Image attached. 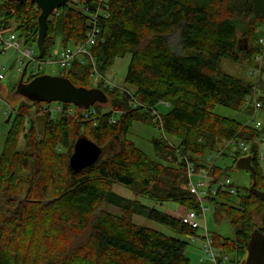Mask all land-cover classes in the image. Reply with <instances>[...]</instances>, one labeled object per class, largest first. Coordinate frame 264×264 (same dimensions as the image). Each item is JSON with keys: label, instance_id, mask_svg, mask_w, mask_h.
Listing matches in <instances>:
<instances>
[{"label": "trees", "instance_id": "trees-1", "mask_svg": "<svg viewBox=\"0 0 264 264\" xmlns=\"http://www.w3.org/2000/svg\"><path fill=\"white\" fill-rule=\"evenodd\" d=\"M98 10L100 34L92 57L102 76L96 88L106 94L107 104L83 111L61 104L73 114L51 118L41 113L49 103L25 99L7 121L10 130L0 156V192L16 208L0 209V264H191L185 254L189 243L137 225L134 217L184 237L197 235L156 206L174 202L198 210L199 203L188 189L187 163L208 169L210 157L223 149L211 169L210 193L220 180L229 178V166L220 162L233 158L236 168L246 156L252 157L257 188L264 191L255 143L264 130L216 113L222 106L252 116L253 108L246 104L255 84L219 68L223 60L241 64L262 52L264 0H108L104 5L99 0H75L49 17L43 59L38 58L41 11L36 5L0 0V29L14 28L23 46L45 62L58 39L61 48L83 43ZM126 56L131 62L125 86L105 87L104 73ZM82 61L75 60L63 76L77 87L92 89V64ZM31 65L25 62L20 72L25 83L35 79L31 73L28 76ZM258 68L264 75V68ZM261 86L258 83V91ZM260 102L264 109V93ZM154 113L160 117H153ZM135 123L161 133L152 140L156 160L129 139ZM22 136L26 145L20 150ZM82 137L100 146L104 155L95 166L74 173L70 157ZM233 140L250 143L249 153L225 148ZM115 142L118 150L111 152ZM115 186L154 206L116 193ZM230 188L236 194L218 189L210 201L217 219L231 226L233 238L218 234L213 238L218 246L223 242V250L236 264H243L258 227L256 216L264 214V201L250 190L242 194L233 183Z\"/></svg>", "mask_w": 264, "mask_h": 264}, {"label": "rangeland", "instance_id": "rangeland-1", "mask_svg": "<svg viewBox=\"0 0 264 264\" xmlns=\"http://www.w3.org/2000/svg\"><path fill=\"white\" fill-rule=\"evenodd\" d=\"M14 29V28H13ZM11 29V30H13ZM261 33L263 30H259ZM240 40H243L244 37L239 34ZM264 35H262V38L260 39V52L258 53L253 59L247 60L241 64H235L229 60H223L221 62L220 71L222 73H226L229 75L237 76L240 78H243L245 80H248L252 82L253 84H262L259 89L257 97L260 98V96H263L264 91V75H260L258 73L259 68H264ZM57 47L61 48V42L60 39H58ZM263 45V46H262ZM17 57L12 53H2L0 56V64L5 63L6 69L1 70L0 74L4 75V79L0 81V156L3 153L4 145L6 142V138L8 135V132L10 130V124L7 122L11 116L13 115L12 109L15 110L19 104H21L25 98L22 96H19L16 94V91L14 92L15 87L18 86L21 75L18 71V66L16 67L15 59ZM131 62V57L126 56L123 59H117L111 69H109L106 73H104V79L106 83H109L114 86L123 87L125 86V80L128 74L129 65ZM33 66H37V64H32L28 69V76H30L31 69ZM43 67L42 72L43 75H49V76H56V77H64L62 76V70L56 65V64H41ZM102 77V76H101ZM28 78V77H27ZM100 77L98 74H95L91 78V85L92 89H97L96 85L100 82ZM260 86V85H259ZM61 104V103H60ZM58 105V103H53V107L55 108ZM261 109L259 110V113L257 117L252 120L251 115L245 114L244 110L240 112L233 111L231 109L218 106L216 108V113L220 116L233 119L238 121L241 124H251L255 125L257 129L264 130V109L262 108L263 104L260 102ZM10 107L12 109H10ZM74 108V107H73ZM163 112H166L165 108H162ZM162 112V111H161ZM36 117V115H34ZM25 133L28 134V130L25 129ZM41 129H38V132H40ZM25 135V134H24ZM20 139L19 149L23 150L25 149V140L23 138ZM161 133L159 130L146 126L141 123H135L130 131L129 139L135 143V145L141 149L149 158L152 160H156V155L154 151V147L152 144V140L156 138H160ZM168 140L174 144L177 145L178 141L173 138H168ZM260 152L263 155V160H260L258 162L259 164V170L264 172V136L258 141ZM116 146H114L113 151H117V143L115 142ZM250 146V143H249ZM219 161V160H218ZM222 166H229L228 170V176L231 180V182L234 184V187L236 189L241 190L242 194L243 192H246L247 190H250V187L252 185V177L251 174L246 170H239L237 168H234L233 165V158H228L226 162H220ZM114 191L126 198L138 200L142 204L152 207L154 204L150 202L149 200L143 199L138 196L133 191H128L124 189L121 186H115ZM20 200V199H19ZM18 200V201H19ZM11 201L9 199L8 195H5L3 192H0V209L5 211L7 208H11L14 210L16 208V205H12L11 207ZM102 209L109 210L111 212L117 213L118 209L115 207H109V206H103ZM156 209L166 213L168 215L174 216L176 218H179L182 213L187 209L183 206H180L174 202H167L163 205H157ZM210 213L207 214L206 222L205 220H201L200 222L203 225H206L209 229V232L213 234H218L224 238H233V230L229 223L225 220H218L217 216L215 215L214 209L210 208ZM10 210V211H12ZM262 216V215H261ZM260 219V216H256V223L258 224V221ZM134 222L137 225H141L153 230H156L160 233H163L168 236H173L180 238L187 243H189V246L186 249V256L190 260L191 264H202L201 259L203 258V252H202V243L200 240L195 241L194 243H191L190 237H184L179 234H176L169 230L167 227L158 224L156 222L144 219L140 216L134 217ZM202 231L198 232V236H201ZM247 256V255H246Z\"/></svg>", "mask_w": 264, "mask_h": 264}, {"label": "built area", "instance_id": "built-area-1", "mask_svg": "<svg viewBox=\"0 0 264 264\" xmlns=\"http://www.w3.org/2000/svg\"><path fill=\"white\" fill-rule=\"evenodd\" d=\"M108 0H99L100 4L104 5L107 3ZM99 10L95 14V18H93V27L90 30V32L87 35L86 40L81 43L78 46H71L68 48H58L57 46L53 48L51 51V54L49 58L43 62L39 59L35 58V51L32 50L29 47L23 46L17 35L12 31H2L0 29V42L2 45V53H8L12 52L17 57L16 65L18 66V71H22V67L27 61H31L32 64H37V66L32 67L31 76L32 77H39L41 76V72L43 67L41 64H56L61 70H62V76L64 75L66 69L70 67V65L75 60H83L88 59L92 64V73L98 74V71L96 69V63L92 57V49L93 46L96 44V40L100 34V30L98 28V20L99 18ZM264 43V42H262ZM0 69L5 70L6 64L1 63ZM259 73V71H258ZM260 74V73H259ZM99 75V74H98ZM101 78V76L99 75ZM4 79V75L0 74V80ZM104 86L105 87H113L114 85H111L109 83H106L104 80ZM258 84L254 85V94L252 97H250L247 100V106H251L253 108L252 113V120H254L259 110L261 109L260 106V98L257 97V91H258ZM165 106H168L167 104H163ZM10 109H12L10 107ZM83 111V110H81ZM12 114H15L14 109H12ZM50 114L51 118H55L56 115L61 114H73L72 109L65 108L63 105L58 104L55 108L53 106L44 105L43 110L41 112ZM37 116V115H36ZM153 117L159 118L160 115L157 113L153 114ZM256 127V126H255ZM257 143L259 147V143ZM225 148H231V150H241L243 153H249L250 146L249 143H246L244 141H238L233 140L226 144ZM224 150H221L218 155H212L210 157V161H208L209 168H200L199 170L195 167L194 164L187 163V176H188V189L190 193L194 196L196 201L199 203L200 208L198 210H185L182 215L177 218L180 221H182L185 225H187L189 228L195 230L198 234L199 231H202L201 236L193 235L190 237L191 243H194L197 240H200L202 243V252H203V258L201 259L202 264H236V261L233 260V256L231 254L226 253L223 250L222 244L223 242L218 244L215 242L213 235L209 232V229L206 225H203L200 221L205 220L207 214L210 213L211 209H214V206L212 205L210 198L214 197L218 189H223L227 191L229 194L234 195L236 194V191L234 188H230L231 180L230 178H226L223 180H220L218 182V185L213 188V190L210 193L209 185L210 180H213L211 177V169L214 166V164L217 162V160L221 157L222 153H224ZM221 154V155H220ZM231 155V154H230ZM258 158L259 161L263 160V155L260 152V148L258 151ZM235 262V263H234Z\"/></svg>", "mask_w": 264, "mask_h": 264}, {"label": "water", "instance_id": "water-1", "mask_svg": "<svg viewBox=\"0 0 264 264\" xmlns=\"http://www.w3.org/2000/svg\"><path fill=\"white\" fill-rule=\"evenodd\" d=\"M9 3L24 4L30 2L36 5L41 14L39 16V36L37 47L39 59L45 56V40L48 34V19L61 7L75 0H7ZM38 58H33L38 59ZM31 60V61H32ZM30 61V62H31ZM16 94L24 97L33 103H61L72 104L80 110H89L95 104H107L108 98L100 89H87L77 87L64 77L42 75L25 83L23 78L20 80ZM263 96H260V98ZM104 150L87 137L80 138L75 146L73 154L70 157V169L74 173H79L85 168L95 166L103 157ZM236 168L246 170L251 174L252 185L250 192L260 200L264 201V191L257 188L256 168L253 165L252 157L241 158ZM264 219V215L262 216ZM247 259L244 264H264V229L255 230L251 235L247 246Z\"/></svg>", "mask_w": 264, "mask_h": 264}, {"label": "flooded vegetation", "instance_id": "flooded-vegetation-1", "mask_svg": "<svg viewBox=\"0 0 264 264\" xmlns=\"http://www.w3.org/2000/svg\"><path fill=\"white\" fill-rule=\"evenodd\" d=\"M263 215H264V214H263ZM263 215H262V216H263ZM262 216H260V219H259V221H258V227H257V229H256V230H258V231H263V229H264V219L262 218ZM247 255H248V254H247ZM246 259H247V256H246V258H245L243 264L245 263Z\"/></svg>", "mask_w": 264, "mask_h": 264}, {"label": "bare ground", "instance_id": "bare-ground-1", "mask_svg": "<svg viewBox=\"0 0 264 264\" xmlns=\"http://www.w3.org/2000/svg\"><path fill=\"white\" fill-rule=\"evenodd\" d=\"M49 105V104H48Z\"/></svg>", "mask_w": 264, "mask_h": 264}, {"label": "clouds", "instance_id": "clouds-1", "mask_svg": "<svg viewBox=\"0 0 264 264\" xmlns=\"http://www.w3.org/2000/svg\"><path fill=\"white\" fill-rule=\"evenodd\" d=\"M247 157V156H246Z\"/></svg>", "mask_w": 264, "mask_h": 264}]
</instances>
